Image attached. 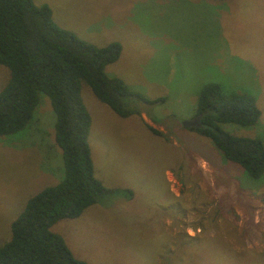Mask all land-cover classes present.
<instances>
[{
    "label": "rangeland",
    "instance_id": "rangeland-1",
    "mask_svg": "<svg viewBox=\"0 0 264 264\" xmlns=\"http://www.w3.org/2000/svg\"><path fill=\"white\" fill-rule=\"evenodd\" d=\"M33 1L96 46L118 41L121 53L105 74L161 98H123L134 111L122 117L82 82L94 175L114 193L50 230L88 264H264V173L251 177L209 137L181 126L195 117L200 89L217 83L224 95H251L261 112L254 125L220 127L264 142V0ZM8 79L0 64V90ZM54 125L39 91L26 126L0 135V245L30 196L64 175ZM178 184L176 194L170 186ZM203 184L221 185L209 212H221L218 224L196 210Z\"/></svg>",
    "mask_w": 264,
    "mask_h": 264
},
{
    "label": "trees",
    "instance_id": "trees-1",
    "mask_svg": "<svg viewBox=\"0 0 264 264\" xmlns=\"http://www.w3.org/2000/svg\"><path fill=\"white\" fill-rule=\"evenodd\" d=\"M120 53L118 41L96 46L59 26L45 3L0 0V64L9 69L0 90V135L23 129L38 103V92H44L55 113L54 136L64 168L61 180L30 196L11 222L10 239L0 245V264H88L74 257L62 237L50 230L59 219L78 217L87 206L114 193L94 175L90 115L81 84L122 117L134 111L123 106V98L149 104L161 99H149L105 74V67ZM260 114L251 95H224L217 83H207L195 109L202 126L192 129L209 137L227 160L258 178L264 173V142L229 133L220 123L251 126Z\"/></svg>",
    "mask_w": 264,
    "mask_h": 264
},
{
    "label": "crops",
    "instance_id": "crops-1",
    "mask_svg": "<svg viewBox=\"0 0 264 264\" xmlns=\"http://www.w3.org/2000/svg\"><path fill=\"white\" fill-rule=\"evenodd\" d=\"M191 187L190 185H188L187 188ZM170 188L176 193V194H179V190L180 188H182V185L181 184H178L176 186H170ZM199 191L203 192V196L201 197V206L199 208V206L197 205V208L196 210L198 212H201L202 211V216H204L205 214H207L208 217H210L211 219V223H219L220 222V219H221V212L217 211L215 213V216L214 217H211L209 215V212H210V209L211 207L213 206H217L215 203H217L219 201L220 203V198H221V195H220V191H221V185H214V184H209V185H199ZM226 189V187H225ZM183 191H186V188L183 189ZM213 192V194L211 195V193ZM209 201V205L205 207L206 205V201ZM206 208V210L204 209ZM192 213V212H191ZM195 233V232H194ZM193 233V234H194ZM187 234L189 235L188 237H191L193 234L191 233V231H187ZM196 234V233H195ZM194 236V235H193Z\"/></svg>",
    "mask_w": 264,
    "mask_h": 264
},
{
    "label": "water",
    "instance_id": "water-1",
    "mask_svg": "<svg viewBox=\"0 0 264 264\" xmlns=\"http://www.w3.org/2000/svg\"><path fill=\"white\" fill-rule=\"evenodd\" d=\"M200 117L201 116H197V117H194L192 119L182 120L181 121V126L185 127V128L201 127L202 125L200 123Z\"/></svg>",
    "mask_w": 264,
    "mask_h": 264
},
{
    "label": "flooded vegetation",
    "instance_id": "flooded-vegetation-1",
    "mask_svg": "<svg viewBox=\"0 0 264 264\" xmlns=\"http://www.w3.org/2000/svg\"><path fill=\"white\" fill-rule=\"evenodd\" d=\"M197 116H200V115H195V117H197Z\"/></svg>",
    "mask_w": 264,
    "mask_h": 264
}]
</instances>
